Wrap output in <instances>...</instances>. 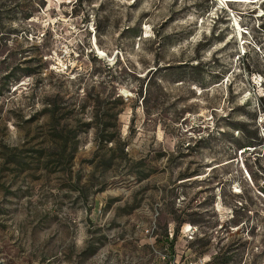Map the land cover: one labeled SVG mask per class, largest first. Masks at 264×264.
I'll return each instance as SVG.
<instances>
[{
	"label": "rangeland",
	"instance_id": "374dc122",
	"mask_svg": "<svg viewBox=\"0 0 264 264\" xmlns=\"http://www.w3.org/2000/svg\"><path fill=\"white\" fill-rule=\"evenodd\" d=\"M0 260L264 264V0H0Z\"/></svg>",
	"mask_w": 264,
	"mask_h": 264
},
{
	"label": "trees",
	"instance_id": "16d2710c",
	"mask_svg": "<svg viewBox=\"0 0 264 264\" xmlns=\"http://www.w3.org/2000/svg\"><path fill=\"white\" fill-rule=\"evenodd\" d=\"M51 111V110H50ZM238 125H240L239 123H238ZM240 127V126H239ZM242 131H243V134L246 132L247 133V130H245V128H242ZM245 135V134H244ZM247 135V142H245V143H242V144H240V147H251V146H253L252 144H253V141H254V139H256V138H258V136H249L248 134H246ZM246 135H245V137H246ZM104 139H105V142L106 143H113L114 142V137L113 136H107V137H104ZM54 143L57 145L58 143H60V142H58V141H54ZM176 219V218H175Z\"/></svg>",
	"mask_w": 264,
	"mask_h": 264
},
{
	"label": "water",
	"instance_id": "95a60500",
	"mask_svg": "<svg viewBox=\"0 0 264 264\" xmlns=\"http://www.w3.org/2000/svg\"><path fill=\"white\" fill-rule=\"evenodd\" d=\"M0 264H3V262L0 260Z\"/></svg>",
	"mask_w": 264,
	"mask_h": 264
},
{
	"label": "bare ground",
	"instance_id": "6f19581e",
	"mask_svg": "<svg viewBox=\"0 0 264 264\" xmlns=\"http://www.w3.org/2000/svg\"><path fill=\"white\" fill-rule=\"evenodd\" d=\"M242 1V0H241ZM248 1V0H247ZM257 2H258V0H257Z\"/></svg>",
	"mask_w": 264,
	"mask_h": 264
}]
</instances>
